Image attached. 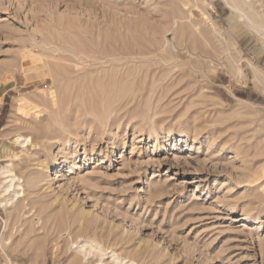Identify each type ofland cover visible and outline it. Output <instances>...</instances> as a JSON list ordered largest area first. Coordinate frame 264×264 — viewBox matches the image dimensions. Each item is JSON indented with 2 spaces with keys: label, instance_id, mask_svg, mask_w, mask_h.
I'll list each match as a JSON object with an SVG mask.
<instances>
[{
  "label": "rangeland",
  "instance_id": "1",
  "mask_svg": "<svg viewBox=\"0 0 264 264\" xmlns=\"http://www.w3.org/2000/svg\"><path fill=\"white\" fill-rule=\"evenodd\" d=\"M246 1L0 0V264H264Z\"/></svg>",
  "mask_w": 264,
  "mask_h": 264
},
{
  "label": "bare ground",
  "instance_id": "2",
  "mask_svg": "<svg viewBox=\"0 0 264 264\" xmlns=\"http://www.w3.org/2000/svg\"><path fill=\"white\" fill-rule=\"evenodd\" d=\"M224 1L231 7L230 8L231 10L233 8L234 11L236 10V12L240 13L244 17L247 24H249L248 27L249 26L252 27L257 32L259 31V28L260 29L263 28V26L259 22V19H258L259 17L257 18V16L251 12L250 4L246 0H224ZM261 23H263V22H261ZM262 31H263V29H262ZM49 75H51V74H49ZM50 78H52V77H50ZM263 80H264V78H263ZM20 138H22V137L18 136V141L20 140ZM23 140L28 141V138H24ZM2 173H3L2 174L3 177L5 179H8L7 184L5 186H3V190L1 191V194H0V195H2V196H0L1 197V203L3 204V206H6V204L11 203V201H10L11 198L7 197V195H9L10 191H12V193H13L12 196H15L19 193L17 191V189H22V185L19 182L20 178L17 177L14 173L12 174L11 169L9 167H7V166L4 167ZM3 243H4L3 241L2 242L0 241V247L1 248L4 247ZM81 248L84 249L85 244H82L79 249L82 250ZM118 264H120V262ZM131 264H135V263L132 261Z\"/></svg>",
  "mask_w": 264,
  "mask_h": 264
}]
</instances>
